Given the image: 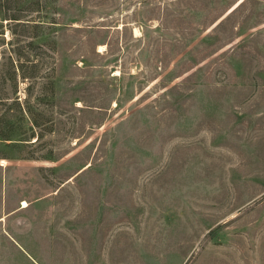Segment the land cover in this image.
Instances as JSON below:
<instances>
[{"label": "rangeland", "instance_id": "obj_1", "mask_svg": "<svg viewBox=\"0 0 264 264\" xmlns=\"http://www.w3.org/2000/svg\"><path fill=\"white\" fill-rule=\"evenodd\" d=\"M0 264H264V0H0Z\"/></svg>", "mask_w": 264, "mask_h": 264}, {"label": "bare ground", "instance_id": "obj_2", "mask_svg": "<svg viewBox=\"0 0 264 264\" xmlns=\"http://www.w3.org/2000/svg\"><path fill=\"white\" fill-rule=\"evenodd\" d=\"M25 206H27V203H26V202L24 203V207H25Z\"/></svg>", "mask_w": 264, "mask_h": 264}]
</instances>
